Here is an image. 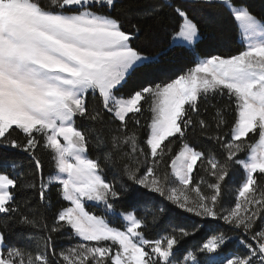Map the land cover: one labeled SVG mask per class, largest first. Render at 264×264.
Instances as JSON below:
<instances>
[{"label": "snow or ice", "instance_id": "1", "mask_svg": "<svg viewBox=\"0 0 264 264\" xmlns=\"http://www.w3.org/2000/svg\"><path fill=\"white\" fill-rule=\"evenodd\" d=\"M251 7L236 0H0V264H264V0L260 19ZM225 12L239 22L245 46L214 54L202 28ZM173 20L170 47L195 66L122 95L133 73L159 62L145 53ZM210 104L211 122L201 118ZM145 110L151 119L141 139ZM197 129L211 147L188 141ZM90 146L107 148L102 160L89 155ZM10 150L33 164L23 187L38 195L35 209L16 199L18 181L9 173L21 164L4 155ZM42 152L54 167L46 178ZM238 169L242 182L226 206L223 189ZM53 190L68 206L49 226L40 209ZM86 202L103 215L86 211ZM176 209L227 228L209 225L210 238L181 252V241L203 226L190 217H183L187 228L173 226ZM10 222L41 232L26 236L34 252L6 244ZM165 225L171 231L159 235ZM65 230L78 243L57 253L54 234ZM153 230L158 238L146 235Z\"/></svg>", "mask_w": 264, "mask_h": 264}, {"label": "trees", "instance_id": "2", "mask_svg": "<svg viewBox=\"0 0 264 264\" xmlns=\"http://www.w3.org/2000/svg\"><path fill=\"white\" fill-rule=\"evenodd\" d=\"M42 2H47V0H42ZM237 4H247L251 5L250 11L257 16L258 19L261 18V8H262V0H236ZM198 21H202L201 16H197ZM169 30L163 31L159 35L157 45L146 55H151L158 59V63L144 69H140L137 72L133 73L132 76L128 79L127 84L121 90V94L124 96L129 95L132 91L138 90L139 87L145 86L149 83H160V82H170L171 80L176 79L180 74L186 72L188 68L194 67V63H192V58L189 54L180 49V48H172L170 47V29L171 27H175L177 21H169ZM203 36L205 39V46L211 44L214 49V54L218 53H231L235 54L238 51L244 48L239 42V32L237 25L234 21V18L225 12L221 17H218L215 21L210 23V26L207 30L202 28ZM216 101L213 100L212 104H215ZM212 104L208 106L207 112H204L201 118L209 120L211 122V118L214 116V108ZM147 109V105H145ZM151 113L145 110L144 115L141 117L142 124H144V128L141 129V139H145L148 129L147 124L150 123ZM231 122V117H229ZM118 124L119 122H115ZM114 127V125L112 126ZM129 127H133L132 124ZM102 136L109 139L110 142V135H111V128H106L102 131ZM252 134H250L251 136ZM175 140L176 138H170ZM188 141L197 148V150H202L204 148H208L212 146V142L208 141L206 137L201 136L199 134V129H197L196 133H192L191 131L188 134ZM165 144H168V141H165ZM110 146V145H109ZM179 141L172 145V154H175L178 151ZM107 151V148H100L96 149L90 146L89 155L92 158H96L99 154L102 160L103 154ZM8 159L15 161L21 164V168L17 169L16 172H10L9 174L12 175L18 181V188L19 191L16 192V199L18 202L23 204L26 199H30L32 208H37L39 197L35 194V191L30 188H24L23 184L26 183L28 180L31 179L27 175L29 171L34 170L33 164L27 154L23 152H18L17 150H10L7 154ZM244 154H241L243 157ZM41 158L44 162V176L47 177L52 171H54L53 162L51 161L50 157L46 152L41 153ZM166 160L169 158L166 157ZM121 169L123 167V161H119ZM199 166V162H198ZM161 169L164 171H170V169H166L163 165H161ZM239 170V169H238ZM237 170V171H238ZM23 171L25 174L23 176L18 175L17 173ZM106 178L108 180H112L113 178V170L108 169L106 170ZM261 185H264V180L259 181ZM231 184L223 189V199L225 200L226 194L230 188ZM162 199V198H158ZM61 206H68V203L60 200L57 198V193L53 190L51 196V203L48 208L40 209L43 212V215L46 217V223L50 226L53 222L54 215L60 210ZM27 208H24V211H27ZM124 209H118L117 211H122ZM86 211H89L91 214L95 215H103V211L101 208L94 207V206H87ZM177 213H181V217L177 219L173 226L175 227H185L187 228L188 225L184 222L183 217H190L192 220L200 221V224L203 226L201 232H197L194 237H188L181 241V244L178 246L181 249V252H184L187 249H195L202 243H204L211 235L214 233L208 231V226H215L218 228H227L226 225H223L222 221H205L201 220L199 217H194L192 214L183 213L182 210L176 209ZM138 215H142L143 212L138 211ZM110 225L114 227H121V221L112 218L111 216L108 217ZM259 223V221L257 222ZM3 227V217L0 214V229ZM170 232L171 227L165 225L164 229L159 230V235H164L165 232ZM202 232H207V235H202ZM29 234L40 235L41 232L39 230H32L28 228H21L18 226H12L11 222L9 224V230L5 232L6 236V244L15 245L19 247H25L28 245L27 250L35 251V244H29L26 236ZM226 235H232L231 233H225ZM149 238H158L157 230H153L151 232L146 233ZM55 236V246L56 252L59 253L64 251L67 247H71L78 243V238L73 237L71 235L70 230H65L62 233L54 234ZM230 247H235V242L230 243Z\"/></svg>", "mask_w": 264, "mask_h": 264}, {"label": "rangeland", "instance_id": "3", "mask_svg": "<svg viewBox=\"0 0 264 264\" xmlns=\"http://www.w3.org/2000/svg\"><path fill=\"white\" fill-rule=\"evenodd\" d=\"M235 23L237 25L238 32H239V42L245 46V43H244L242 36H241V28H240L239 22L235 21ZM170 45H171V39H170ZM242 176H243V170L242 169H239L238 171H236V173L233 177V183H231V186H230V188L226 194L225 200H224L226 206L234 205V200H235V196L237 193V188H238V185L242 182ZM193 195H194V193H193ZM66 203H68V202H66ZM87 206H94V207H98V208L102 209V206L96 205L94 202H86V208H87ZM67 249H68V247L65 250H67ZM198 255H200V254H198ZM177 259H181V257L178 256Z\"/></svg>", "mask_w": 264, "mask_h": 264}]
</instances>
